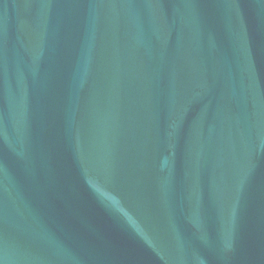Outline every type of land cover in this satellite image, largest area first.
<instances>
[{
    "label": "water",
    "instance_id": "95a60500",
    "mask_svg": "<svg viewBox=\"0 0 264 264\" xmlns=\"http://www.w3.org/2000/svg\"><path fill=\"white\" fill-rule=\"evenodd\" d=\"M0 264H264V0H0Z\"/></svg>",
    "mask_w": 264,
    "mask_h": 264
}]
</instances>
